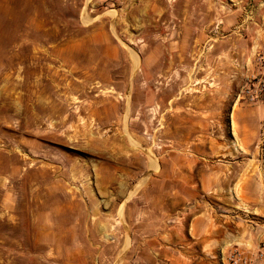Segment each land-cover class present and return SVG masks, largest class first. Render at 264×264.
<instances>
[{"label": "rangeland", "instance_id": "obj_1", "mask_svg": "<svg viewBox=\"0 0 264 264\" xmlns=\"http://www.w3.org/2000/svg\"><path fill=\"white\" fill-rule=\"evenodd\" d=\"M263 28L264 0H0V264H142L132 235L198 218L215 264L264 243Z\"/></svg>", "mask_w": 264, "mask_h": 264}, {"label": "crops", "instance_id": "obj_2", "mask_svg": "<svg viewBox=\"0 0 264 264\" xmlns=\"http://www.w3.org/2000/svg\"><path fill=\"white\" fill-rule=\"evenodd\" d=\"M255 45V53H264V28L261 30ZM10 215V210H6ZM153 231L144 230V235L135 247V237L132 235V248L141 253L138 262L142 264H215V254L206 253L208 232H215L209 223L198 218L189 225H163ZM50 233V232H49ZM219 234H223L222 232ZM222 241L225 240L223 239ZM261 244V243H260ZM259 245V244H258ZM257 245V246H258ZM252 245L249 249L257 247Z\"/></svg>", "mask_w": 264, "mask_h": 264}, {"label": "built area", "instance_id": "obj_3", "mask_svg": "<svg viewBox=\"0 0 264 264\" xmlns=\"http://www.w3.org/2000/svg\"><path fill=\"white\" fill-rule=\"evenodd\" d=\"M260 64L264 66V57H259ZM264 76V74H263ZM251 102H264V82H258L257 90L247 89L245 91ZM222 264H264V243L254 249H234L229 252Z\"/></svg>", "mask_w": 264, "mask_h": 264}]
</instances>
